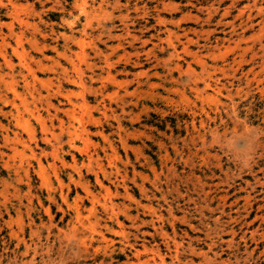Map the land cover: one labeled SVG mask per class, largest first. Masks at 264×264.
Listing matches in <instances>:
<instances>
[{
    "label": "rangeland",
    "instance_id": "374dc122",
    "mask_svg": "<svg viewBox=\"0 0 264 264\" xmlns=\"http://www.w3.org/2000/svg\"><path fill=\"white\" fill-rule=\"evenodd\" d=\"M0 264H264V0H0Z\"/></svg>",
    "mask_w": 264,
    "mask_h": 264
},
{
    "label": "clouds",
    "instance_id": "9594fccd",
    "mask_svg": "<svg viewBox=\"0 0 264 264\" xmlns=\"http://www.w3.org/2000/svg\"><path fill=\"white\" fill-rule=\"evenodd\" d=\"M242 159H243V161H244V162H246V160H247V157H246V156H244Z\"/></svg>",
    "mask_w": 264,
    "mask_h": 264
},
{
    "label": "bare ground",
    "instance_id": "6f19581e",
    "mask_svg": "<svg viewBox=\"0 0 264 264\" xmlns=\"http://www.w3.org/2000/svg\"><path fill=\"white\" fill-rule=\"evenodd\" d=\"M106 237V236H105Z\"/></svg>",
    "mask_w": 264,
    "mask_h": 264
}]
</instances>
